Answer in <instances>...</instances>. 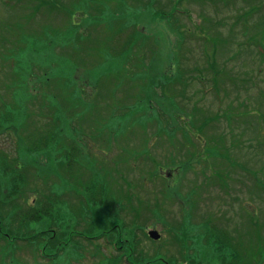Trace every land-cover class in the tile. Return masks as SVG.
Segmentation results:
<instances>
[{
    "label": "rangeland",
    "instance_id": "obj_1",
    "mask_svg": "<svg viewBox=\"0 0 264 264\" xmlns=\"http://www.w3.org/2000/svg\"><path fill=\"white\" fill-rule=\"evenodd\" d=\"M148 1L149 0H142V3H148ZM230 1L232 0H229V4ZM260 1L262 0H258L257 3L259 4ZM169 2L170 0H156L154 5L155 8L159 9L176 8L179 10V13L167 16V20L169 21L167 23L166 21L157 20L156 16L154 17L151 13L144 12V7L138 0H75L73 10H71L69 15H67L61 8H59L57 13L53 15V22L57 24L60 29L55 26L46 27V25L52 22V19L50 17V20L49 16L43 13L44 11L41 12L39 0H35V2H33V8H25L24 5L17 4L15 6L5 8L4 11V9L0 6V33H4L6 35L8 32V30L6 31V28L9 27L13 28V34L15 32H19L20 30L18 29V24H21L24 33L27 35V39L23 45L24 48L29 51L27 58H29L30 61L32 60V55L34 54L32 50H40L46 52L47 54L54 50V55H59L55 57L53 61L47 56H39L36 60L45 65L54 64V69L57 72H64L67 70V73H64V75L61 73L57 74L55 78H64L69 80L79 79L81 81L89 80L91 85H94V78L79 74L84 71L83 69L77 68V72L73 70L78 65L77 62L79 56H86L89 53L88 50L91 51V44L85 43L91 35H100L104 37V40L102 41H104L106 45L95 51L96 58H99L101 61H105L107 59L106 56L114 54L115 51L118 53L122 52L120 47L125 39L119 38L118 41L112 39L116 33H123L125 28L132 27L135 30L136 28H143L146 31L144 35L149 37L148 41L145 40L136 43L134 46L135 50L131 52L132 55L129 58L123 59L119 55L111 57V62H103V64L110 63L115 65V67L120 64L124 66L127 64H133L132 67L139 65V72L133 67L134 72H132L131 75L129 74V71L123 69L124 82H131L134 85L137 84V88H130L128 86L124 89V91L115 92V87H113L111 91H108L106 89H100L101 86H99V89L94 90V92L92 90V92L89 93L91 101L88 103L89 105L87 108L90 111L92 110L94 100L97 104L98 110L102 111L104 115L100 119L94 118L91 123L87 124L86 130L92 131L90 135H93V133L106 134L109 130H117L121 136V144H118L116 141L109 143L104 140L105 147L99 148L95 146L92 137H87V139H78L76 137L73 140L76 152L70 154V156H63V160L67 158L69 163H73L78 166L75 170L85 169L84 175H78L77 178L75 176L77 182L76 185H72L71 182L69 184L63 179L58 180L49 178L44 182V184L41 182L43 187L40 185L36 187L38 191L42 189L39 194H33V192L28 190L24 197L26 200L22 201L21 199L18 201V204L20 207H23V205L27 206V203L34 202V200H32L33 197H35L38 202L40 198H42L41 194L53 195L55 192H58L59 197L56 198L57 200L55 199L53 203L55 209L60 211L56 214L58 219L60 218L61 220V217H64L65 220V223L57 226L58 230L63 231L65 229V231H67L74 229L76 231H84L85 229H91L92 227L89 226L90 222L88 221L89 217H84L83 213L78 209L79 197L72 194L73 192L70 191V189L74 187V190L82 192L83 190L81 188L84 187V184L94 180L92 171L94 169L93 165L95 160L99 162L100 160H103L107 166L113 167V165H110L112 159L117 160L118 158L122 159L124 157H132L136 153L145 155L147 144V147H150L156 162L161 169L155 179L152 181L150 180L152 178L151 173L154 172V167L151 166L152 168H149V162H144L143 159H138L139 165L142 166L145 171L142 173L139 172V175L138 171L133 172L134 169H132L133 171L127 168L123 170L126 164L119 163L118 168L122 173L121 175L130 183H127L123 180V178H120L118 173L114 174V172H112V174L116 175V177H110L107 174L106 180L109 182L112 190L118 189L119 185L124 191L130 190L138 193L140 195L137 197L138 200L142 197L150 199L151 203H153L154 200L158 201V207H161L159 212L162 208H164V210H162V217L164 219L166 218L170 222L177 223V220L180 219L178 205L163 200L161 194L157 192L162 187L163 179H172L171 176L173 175V172H170V169L166 167L165 160L167 159H163L165 157L164 151L166 149V145L163 142L161 133L158 131L156 121L149 123V132L142 138V143L140 144H137L139 141H132L136 140L134 137L130 140L132 142L129 144L128 142L126 143L125 135L131 130H134L137 135H142V132H140L143 129L142 116H151L152 118H155L157 112H159L154 107L149 108V93L141 91L142 89L138 85H140L141 82L147 83V77L152 76L153 72L161 74L166 69H170V72L175 74L176 69L179 66V63L176 64L178 59L177 57H179L180 54L181 63L183 65L178 70V73L181 74L182 72V75L186 76L187 79L191 75L198 78L200 70L203 72L202 76L211 77L210 71L205 68L214 62L215 65H212H214L215 69L217 68L216 65L220 66V74L222 75L221 81L228 80L230 84H243L245 90H247V94L252 96L245 99V97L241 96L239 91L232 89L230 84H228V87L223 85L217 90L216 97L218 99L228 100L227 105L226 101L222 103L218 102L215 97V92L211 89L212 87H210V84H204L202 86L201 83H197L195 81H192L189 84L187 92H185L183 97L176 96V91L181 90V85L179 84L172 87L174 89L173 91L165 93L167 96H176L177 103L172 105L173 109L171 110L175 113L182 112L184 117L182 119L183 122L181 123L182 126L185 127L186 130L194 138H196V140H198L196 141L194 138L192 139L198 144L197 150L196 148L190 146L187 139L184 140V137L180 136V133H177L179 137L174 142L175 145H177V150L181 147L182 148L180 151L174 152V159L172 161L173 163L184 162L189 154L192 153V150H195L196 153H198L194 158L201 163V166L197 168L196 172L188 170L185 177H181V184L179 188L182 193L190 192L191 199L192 201L194 200V203L192 202L194 209L190 212L194 217L193 225L200 226L204 222L201 217L208 212L222 213L225 223L229 225L231 223L234 227L238 226L237 230L241 236H247L248 240L252 241V246H250L249 251L252 254L255 250L254 252L256 253V249L260 250L261 248L259 244L255 248L256 245L254 240H256L258 236V228L260 227V229L262 228V230H264V222L258 220L262 219V217H258V211L255 209V206L254 211L250 210V208L242 207V214L245 215L247 219L249 215H254L255 218L252 220L248 219L245 223L249 226H246L245 223L242 222V217L240 216V203L242 202L244 205L245 202L251 200L254 201L253 203H258L261 209H264V203H259L257 196H253V194H251L252 192L250 193L247 189L238 186L236 179H241L239 175L242 174L239 173L238 175L236 173L238 167L236 166V163H231V160L232 158L237 157V160L241 161L238 165H243L245 167L247 165L249 167H255L257 170L260 168L262 172L264 171V166L262 167L264 157L262 159L257 157L261 156L262 152L258 151V147H256L257 145L255 142L257 136L264 134V118H261L262 110L260 107L256 106L257 103L253 98L255 97L258 100L260 97H264V95H262L264 94V60L262 61L264 55L260 53V50L264 51V25H259L257 27L254 26V18L256 17L252 15V9L256 3L252 0L249 3L247 2L244 7L240 9L243 17L239 22L238 28L234 27L232 29L230 24H238L235 14H229L231 16L229 17L230 21L228 24H221L220 22L226 19V15H228L227 13H229V11L222 12L219 10L216 12L214 7L209 4L207 0L200 1L206 5H200L194 1L189 2L188 0L185 2L179 0H176L175 3ZM240 2H243V0H237L236 5ZM240 6H243L242 3ZM145 7L153 9V6L147 7L145 5ZM21 9H24L22 13H20ZM189 10L191 11L190 14ZM175 17H178L176 21H174ZM209 21H211V23H208ZM179 22L182 26L179 29L174 30L173 26L176 27ZM167 24L170 25V28L168 29L165 27ZM234 29L235 32H232L231 30ZM180 34H185L186 36V43L182 46L178 43V36ZM191 38L198 39L199 41L196 43L195 41H191ZM80 42H83L82 46L79 45ZM253 50L258 51L259 56L256 58L249 57L246 59V62H244L243 59L246 56L244 55V57H242V52L250 53ZM85 60H88V58H85ZM0 64H2L1 61ZM205 65L208 66L204 68L203 66ZM0 71L1 74L4 73L1 68ZM34 72L37 71H34L33 69V73ZM139 76L144 78L138 79ZM217 83H220V76L217 78ZM34 85L36 86V83H32V86L35 88ZM254 85H258L256 91L254 90ZM132 91L134 94H132ZM85 92L86 91H84V96L86 97ZM245 92L246 91H243L242 94ZM158 94L162 95V93L159 92ZM231 98H241L244 103L242 105L241 100L236 103L235 100H231ZM32 104L33 105H31V107L30 105L27 106L33 108L32 111L30 109L28 111V120L30 118L29 112L32 115L34 113H38L36 102H33ZM194 105L200 107L202 112H205L206 110H210L213 113L215 112L214 117L216 118H219L218 115L222 117L221 113H216L219 109L222 108L223 110H226L228 109V106L231 108L233 105H237L236 107L239 108L242 105L239 109L233 112L234 120L237 121L238 118H247L251 121L253 127L250 131H248L249 129H246L245 127L247 124L245 122H241L239 123L238 129L234 130L235 136L230 137L229 127L225 123V119L222 118L219 123L209 124L207 126L208 135L218 134L222 129L228 130L226 138L223 136L224 141L218 144L215 140L211 141V137L204 135L206 134L205 132L202 134L198 132L201 124L200 122H195L193 120L190 109ZM157 108L160 109L161 107L158 106ZM203 108L205 109L203 110ZM128 112L138 115V120H132L129 122L124 121L122 116ZM36 114L34 115V119L38 118L36 117ZM37 121L42 125V120L37 119ZM44 124L45 122L43 125ZM63 124H67L68 127L74 129L75 121L70 119L67 123L63 122ZM76 126L79 127L78 124ZM70 132L71 130H68L65 135L67 136ZM15 136L19 139V142L23 144V146H21L20 143L21 147L18 149L21 152H17L16 154L19 156L21 155L27 161L32 162V160H36L37 162H40L41 168L44 172L45 168L50 165L45 162L43 155H41V148H35V143H33L32 149L27 148L24 141L21 140V136L18 133L15 134ZM28 136L29 135L27 134V137ZM246 138H248V140L244 141ZM244 142L246 144H254L256 146H252L250 151H247V148H245L246 144ZM56 143L57 141H54L52 145H56ZM125 144L129 147L126 150L123 147ZM0 149H2L4 153L10 154V161L15 160L17 155L15 154V149L10 141L1 140ZM97 149L100 150L101 153ZM63 150L65 149L61 150L60 157H62ZM18 166H22V162L20 160L18 161ZM180 167L182 168V165H180ZM249 167L246 168L250 169ZM202 169H207L205 171L206 176H212L214 178L219 177L220 173L223 178H226L225 176L227 175L225 180L229 182L227 187L228 193L224 194L221 192L219 187H214V189H211L209 193L211 194V199L208 198L202 201V193L200 191L201 188L195 190V185L204 184L202 182L204 178L200 173V170ZM42 170L40 169V171ZM261 171H258L260 175H262ZM30 173L35 174L34 171L30 170L29 172V169H27L25 177H27L28 180L31 178ZM79 178H82V183ZM177 179L178 178L174 177L171 182H168L170 187L175 188V190H179L174 185ZM143 184L147 187V189H144ZM234 189L237 190L236 193L231 192V190ZM174 193L178 194L179 192L174 191ZM217 194L220 196V199L217 198L215 201L213 198ZM122 198L123 195L118 196V199L121 200ZM179 199L183 200V197L180 196ZM133 200L134 198H132L131 203L121 201L122 206H125L123 210L111 211L112 216L109 214L105 215L111 218L114 216V218H117L116 220H119L121 224L125 223V225H132L135 222V212L142 210L140 206L137 205L138 203L136 199L134 202ZM56 201L61 203L58 204ZM159 202H161L162 205H160ZM131 204L132 207L127 209ZM219 206L223 208L222 211L217 210ZM186 207L189 208L190 206L186 205ZM118 209H121V207ZM85 211L86 214L89 213L87 209H85ZM0 212L3 217H7L9 210L8 208H3ZM147 218L149 219L145 221L144 224L150 225V223L154 222V217H152L144 208L142 210V217L137 218L136 222L144 221ZM212 221H215L217 225H225L224 222H217L214 218H212ZM48 226L49 225L47 223L42 225L40 223L38 229H47ZM153 227L161 233L162 240L154 246L149 241H144L145 239L141 234V230H138L137 233L140 238V245L138 246V249L141 248L142 253H145V255L147 254L148 256L156 253H163L167 257H176L180 252L178 242L174 240L169 233H167L161 222L155 221ZM8 229L9 232L16 235L27 230L26 228L19 229L14 222H9ZM230 229L234 234V229L232 227ZM122 235L130 237L127 231H123ZM60 238L63 242L72 239L70 243H64V247H67L72 251L69 254L59 253L55 258H53V260L44 261L41 264H102L100 263L101 259L105 262L104 264H108V260L115 259L117 256V253L112 250L104 238L97 241L86 242L82 239H70L64 232L63 234H60ZM106 238L109 241H113L114 237L109 236ZM159 245H162V247H157ZM157 248H159V250H157ZM33 253L34 252L31 250H22L19 251L17 257L21 259L23 264H33ZM262 260L263 259L260 261L264 264V261ZM117 263L126 264L122 261Z\"/></svg>",
    "mask_w": 264,
    "mask_h": 264
},
{
    "label": "trees",
    "instance_id": "obj_2",
    "mask_svg": "<svg viewBox=\"0 0 264 264\" xmlns=\"http://www.w3.org/2000/svg\"><path fill=\"white\" fill-rule=\"evenodd\" d=\"M20 31L13 33H7L6 35L4 33H0V46L2 43H4L5 40L8 42L14 43L16 42V45L19 44V47L13 48L12 53H15L19 58H27L28 50L24 48V42L26 41V33L23 31V27L21 25L20 28H18ZM10 31L9 28H6V31ZM18 43V44H17ZM4 50L0 49V53H2ZM2 55V54H1ZM0 55V56H1ZM49 66H53V64H50ZM47 83L48 85L54 86L49 82V80L44 79L42 81V84L44 85ZM41 88V87H40ZM62 88L56 89L53 92L46 93L44 96L40 97V100L38 98V112L46 113L47 110L53 111L58 110L59 106H62L60 104V100H63L64 97L66 98V94H61ZM17 99V98H15ZM18 100V99H17ZM19 101V100H18ZM22 101V99H20ZM9 102V101H7ZM73 107V103L70 105ZM0 134H6V128L8 127V124L14 121V113L8 111V103L3 102L0 106ZM64 107H67V105H64ZM61 117V116H60ZM67 117H70L69 119L75 118V113L73 116H65V119ZM58 121V120H57ZM205 121V120H204ZM26 128L22 129L19 128L17 131L21 132V140L24 141L25 146L29 147L30 149L33 148V143H35L34 146L37 147L38 142L40 138H46L45 135L47 133L41 132V128L38 127L36 124V121L33 120L31 122L26 123ZM58 127V126H56ZM9 127L8 129H10ZM56 130V128H55ZM55 132V131H54ZM27 134L29 135L27 137ZM24 136V137H23ZM9 137V136H8ZM54 133L51 137L47 138H54ZM27 141V142H26ZM0 161H2V167L3 171L1 169V162H0V192L4 191L5 187H7L9 195H17L25 193L28 189H34L38 186V174L37 173H31V178L29 180L26 179L25 176L22 175L23 172L26 170V163H22L21 167H17L18 162L14 163L12 166H10L9 161L6 160V158H3L2 155L0 156ZM37 164V163H35ZM6 169V170H5ZM8 170H12L10 172V175H8ZM95 183L98 184V181ZM96 188V187H94ZM38 192V191H37ZM40 192V191H39ZM95 195H93V198H87L92 204L94 208H99L102 204H104L105 208H108V200L106 198H109V194L100 193L99 191H95ZM8 196V195H7ZM90 196V195H89ZM189 196V195H188ZM1 201V200H0ZM140 208L148 212L143 204L139 202L138 204ZM7 206H10L8 203L2 202L0 204V211L3 210V208H6ZM50 209V208H48ZM142 210H139L135 212L134 214V221L136 222V219L139 217H142ZM26 214H24L25 218L23 216L20 217V224L25 222V219H28V214L30 216V219H33L34 221H40L43 217L44 213H48L46 209H38L37 206L32 205L29 206L27 209H25ZM95 214L97 217H99V214L95 211ZM193 216L188 215L185 219L183 224L185 226H190L193 228L191 230V234L186 231L181 232L182 235H184V238H182V235L179 234H172V238L176 241L180 242L181 246H184L187 249V255L182 257H165V258H145V257H133V256H127L126 260L130 264H262V261H264V234L263 230L258 228V236L255 241V248L257 245H260V250L256 249V253L253 251V253H250V246H252V241L248 240L247 236H241V234L238 231H235L234 234L231 232V230L226 226H220L217 225L215 221L207 220L204 221L200 226L193 225ZM100 220V219H99ZM1 222L3 223V220H1V214H0V255L3 254L8 249L15 250V240L20 242H24L22 245H18L19 249H22L23 246L26 244H33L36 250L40 253L42 257L45 259H52L57 256V254L60 252V247L58 245V240H56L55 236L49 235L48 238H44V236L48 235L49 232L47 231H35L33 229H27L25 232H23V238H17L15 235L11 236L8 234L7 229L2 226ZM16 222V221H15ZM138 222V221H137ZM167 227H173L178 226L177 223L173 222H167ZM123 226V225H122ZM248 226V225H247ZM19 229H21L20 226H18ZM124 229L127 228V225L124 224ZM121 227V228H123ZM129 227V226H128ZM93 229H96L95 227H92ZM130 228V227H129ZM134 231V230H133ZM128 235L132 237H127L126 235H119L116 238V242L118 245L124 244L125 247H123L124 250H133L132 244L136 243V236L135 231L132 233L131 230H128ZM190 234V238L192 237L193 243L189 244V241H187V244L185 242L187 235ZM186 237V238H185ZM183 241H182V240ZM50 251H53L52 253H48ZM186 252V251H185ZM255 255L253 256V254ZM186 254V253H185ZM130 258L134 259V261H130Z\"/></svg>",
    "mask_w": 264,
    "mask_h": 264
},
{
    "label": "water",
    "instance_id": "obj_3",
    "mask_svg": "<svg viewBox=\"0 0 264 264\" xmlns=\"http://www.w3.org/2000/svg\"><path fill=\"white\" fill-rule=\"evenodd\" d=\"M149 235L151 236V237H153L154 239H157L159 236H158V234L156 233V232H154V231H150L149 232Z\"/></svg>",
    "mask_w": 264,
    "mask_h": 264
}]
</instances>
